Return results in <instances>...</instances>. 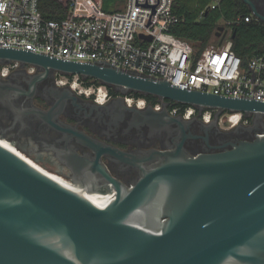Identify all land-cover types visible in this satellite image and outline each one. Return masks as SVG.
<instances>
[{
  "label": "water",
  "instance_id": "95a60500",
  "mask_svg": "<svg viewBox=\"0 0 264 264\" xmlns=\"http://www.w3.org/2000/svg\"><path fill=\"white\" fill-rule=\"evenodd\" d=\"M243 1L264 22L254 0ZM228 32L218 26L219 45ZM14 62L94 78L121 94L115 100L122 108L111 114L109 129L119 128L130 111L124 133L166 131L169 139L161 149L121 150L56 120L54 108H19L14 100L21 91L0 80V112L13 115L10 127L21 132L28 128L24 118L34 116L40 128L61 132L67 143L77 138L95 156L81 155L72 145L59 150L57 157L69 168L67 173L1 128L0 139L81 190L113 193L89 200L0 145V264H264V100L254 94L233 97L188 90L101 60L72 61L0 46V64ZM130 92L190 104L199 116L205 108L216 112L207 123L195 116L205 135H192L186 132L191 121L181 113L171 114L167 102L161 110L152 105L129 107L125 97ZM226 110L253 120L211 143L209 133L221 131L219 120ZM190 138H201V149L189 151ZM103 155L135 168V181L125 184L113 176ZM98 175L109 189L92 184Z\"/></svg>",
  "mask_w": 264,
  "mask_h": 264
},
{
  "label": "built area",
  "instance_id": "2783aa9c",
  "mask_svg": "<svg viewBox=\"0 0 264 264\" xmlns=\"http://www.w3.org/2000/svg\"><path fill=\"white\" fill-rule=\"evenodd\" d=\"M107 0H70L69 11L61 20H47L39 9V0H0V46L29 48L56 58L94 63L105 61L122 70L156 79H166L180 88L200 90L223 96H253L264 100V42L262 51L244 61L233 50L232 30L222 44L212 42L197 56L192 47L174 37L170 29L180 18L173 12L174 0H111L115 9H104ZM219 0H214L215 8ZM256 19L251 13L235 22ZM227 24H230V22ZM17 66L18 62L0 66ZM31 68L32 65H31ZM60 74L62 84L79 85ZM104 85L89 87L97 98L105 100ZM127 104L147 106L143 97L127 95ZM160 103L154 108L160 109ZM171 114L190 118L197 107H169ZM216 110H206L203 118L213 119ZM243 112L221 115L220 122L233 128L249 124ZM247 117V116H246Z\"/></svg>",
  "mask_w": 264,
  "mask_h": 264
},
{
  "label": "flooded vegetation",
  "instance_id": "af4514ba",
  "mask_svg": "<svg viewBox=\"0 0 264 264\" xmlns=\"http://www.w3.org/2000/svg\"><path fill=\"white\" fill-rule=\"evenodd\" d=\"M254 3L258 12L264 17V0H254ZM258 21L264 24L263 21ZM32 67L33 68H31V65L29 64H19L17 66L11 65L6 69H3V67L0 66V80L16 85L19 91H21V94L14 100L15 104L19 108H23L28 105L36 106L37 108L46 111L54 108L56 120L73 126L79 131L85 132L97 141L103 142L107 145H112L128 152L156 148L161 149L162 144L169 139V134L166 131L152 135L145 129L144 131L139 132L132 131L131 133H124V129L128 126L133 114L130 111L126 114L127 116L119 128L114 130L109 129L108 121L111 119V114L116 113L118 110V112H120L122 108L119 101L115 100L121 94L115 89L114 90L117 93L116 95L110 91L109 86H105L108 92V98L100 100L97 98V92L95 90L92 91L89 96L86 92V90L91 86L98 87L95 83L88 86L79 76V80L83 84L82 88L71 83L62 84L58 81V77L61 74L60 72L52 70L46 71L45 69L36 66ZM64 75L73 79V76L71 75ZM131 93L132 92L128 95H131ZM137 98L140 97H136V99ZM143 98L146 99L147 106L152 105L154 107L151 99L147 97ZM156 98L157 103H160L161 106L165 102L168 103V108L174 104L173 101L163 100L157 96ZM99 105H103V107H99ZM127 105L129 107L143 109L138 107L136 104ZM161 109L162 107L157 110ZM205 111L206 108L203 110V113ZM203 113L199 116L197 110L194 116L185 118L191 121L188 124L187 133L198 136L205 135L202 131L201 123L197 119H194L195 116H199L202 121L206 123L211 122L212 120L206 121L203 118ZM225 114L226 113L224 112L222 113V115ZM24 120L26 125H28V128L19 132L17 128L10 127L13 124V115L10 112H0V128L3 129L6 134L10 135L14 140H16L19 144L24 145L27 149L40 154L41 157L45 156L49 162H53L59 168L66 170L67 173H70L69 168L62 164L61 160L57 157L59 150L63 151L72 145L81 155L89 154L92 158L95 156L94 151L81 144L77 138H72L67 143V138L61 132L54 129L40 128L41 123L36 119V117H25ZM234 127L229 128V125L224 126V123L219 121V128L221 131H211L209 133L210 142L215 143L219 137L222 136V138H225L229 136V132L232 131ZM201 140V138L188 139L187 148L189 151L198 148L201 149ZM102 162L106 165L113 176L117 177L125 184L135 181L138 176V172L135 168H130L111 157L103 155ZM99 176L100 175L96 176L94 183L92 184L99 190L109 189L107 184L103 182Z\"/></svg>",
  "mask_w": 264,
  "mask_h": 264
},
{
  "label": "trees",
  "instance_id": "16d2710c",
  "mask_svg": "<svg viewBox=\"0 0 264 264\" xmlns=\"http://www.w3.org/2000/svg\"><path fill=\"white\" fill-rule=\"evenodd\" d=\"M214 0H174L173 12L180 18L171 29V34L181 42L195 51L199 55L202 50L210 43L217 41L216 32L218 26L224 25L227 29L235 31L232 38L233 50L244 61H249L262 51L264 42V24L257 19L247 22H235L239 17L250 15L251 11L243 0H219L215 8L210 4ZM106 3V2H105ZM70 7V0H39V9L43 17L47 20H61L66 17ZM227 22L230 24H227ZM72 76V75H71ZM86 85L95 83L97 86L102 84L91 77L84 79ZM110 91L116 95L114 88L109 87ZM133 97H147L152 100V104L157 103L154 95H145L132 92ZM190 104L174 102L171 107H181V111ZM198 110V109H197ZM206 110H211L206 108ZM224 113H231L224 111ZM251 123L253 117L244 115Z\"/></svg>",
  "mask_w": 264,
  "mask_h": 264
},
{
  "label": "bare ground",
  "instance_id": "6f19581e",
  "mask_svg": "<svg viewBox=\"0 0 264 264\" xmlns=\"http://www.w3.org/2000/svg\"><path fill=\"white\" fill-rule=\"evenodd\" d=\"M2 143V144H1ZM0 145L4 146L8 150L12 151L16 155H18L20 158L25 160L27 163L41 171L42 173L46 174L47 176L51 177L52 179L58 181L62 185L66 186L67 188L71 189L72 191L86 197L89 200H95V199H107L109 198L113 193L108 192H99V191H85L81 190L78 188L73 181L68 180L65 178V176H62L58 173L52 172L49 169L43 167L40 163L36 162L33 158L29 157L27 154L24 155L25 153L20 151L18 148L14 147V145L6 140L0 139ZM24 153V154H23Z\"/></svg>",
  "mask_w": 264,
  "mask_h": 264
},
{
  "label": "rangeland",
  "instance_id": "374dc122",
  "mask_svg": "<svg viewBox=\"0 0 264 264\" xmlns=\"http://www.w3.org/2000/svg\"><path fill=\"white\" fill-rule=\"evenodd\" d=\"M104 9L106 10V11H111V10H114L115 9V1H111V0H107L106 1V3H105V5H104ZM222 25V24H221ZM79 82H80V80H79ZM82 86H83V84L80 82V84L78 85V87H81L82 88ZM103 89L105 90V88H104V86H103ZM92 91H93V89H92ZM250 124V123H249ZM229 125V123H227V124H224V126H228ZM2 144V143H1ZM24 154V153H23ZM24 155H26V154H24ZM51 171V170H50ZM52 172H54V171H52ZM56 173V172H55ZM63 176V175H62ZM66 178V177H65ZM66 179H68V178H66ZM69 180V179H68Z\"/></svg>",
  "mask_w": 264,
  "mask_h": 264
},
{
  "label": "crops",
  "instance_id": "0c3cea01",
  "mask_svg": "<svg viewBox=\"0 0 264 264\" xmlns=\"http://www.w3.org/2000/svg\"><path fill=\"white\" fill-rule=\"evenodd\" d=\"M214 42H218V38H217V41H214Z\"/></svg>",
  "mask_w": 264,
  "mask_h": 264
}]
</instances>
